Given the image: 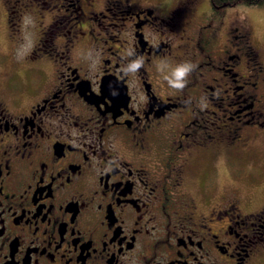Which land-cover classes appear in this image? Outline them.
I'll return each instance as SVG.
<instances>
[{"label": "flooded vegetation", "instance_id": "1", "mask_svg": "<svg viewBox=\"0 0 264 264\" xmlns=\"http://www.w3.org/2000/svg\"><path fill=\"white\" fill-rule=\"evenodd\" d=\"M235 19L220 43L199 0H0V264H264V69ZM164 59L196 65L182 91Z\"/></svg>", "mask_w": 264, "mask_h": 264}, {"label": "rangeland", "instance_id": "2", "mask_svg": "<svg viewBox=\"0 0 264 264\" xmlns=\"http://www.w3.org/2000/svg\"><path fill=\"white\" fill-rule=\"evenodd\" d=\"M199 7L201 11L213 13L211 10L209 0H199ZM215 14V13H213ZM218 15V14H215ZM220 18V27L218 29V41L222 43L225 38L224 32L225 27L233 19L238 20L240 23L246 25L250 31L252 42L255 46L259 48L258 50V59L259 64L263 66L264 69V5L257 4H234L228 6L224 9L221 15H218ZM25 20L29 21L30 17L28 14L24 16ZM34 19V18H33ZM33 25L29 26L28 31L25 33L26 40L29 41L33 39V36L36 34L35 27L36 22L31 19ZM4 26L0 25V43L3 42V39L8 41L6 34L4 33ZM10 43V42H9ZM29 43L25 42L24 49L28 48Z\"/></svg>", "mask_w": 264, "mask_h": 264}, {"label": "clouds", "instance_id": "3", "mask_svg": "<svg viewBox=\"0 0 264 264\" xmlns=\"http://www.w3.org/2000/svg\"><path fill=\"white\" fill-rule=\"evenodd\" d=\"M133 51H128L127 55H133ZM144 60L142 56H138L136 60L129 63L128 72L135 73L143 66ZM158 70L164 73L163 79L167 82L168 86L182 91L188 84V77L195 70L196 65L191 61H184L176 64L174 67L166 60H161L157 65Z\"/></svg>", "mask_w": 264, "mask_h": 264}, {"label": "trees", "instance_id": "4", "mask_svg": "<svg viewBox=\"0 0 264 264\" xmlns=\"http://www.w3.org/2000/svg\"><path fill=\"white\" fill-rule=\"evenodd\" d=\"M213 13L221 15L228 6L236 4L264 5V0H209Z\"/></svg>", "mask_w": 264, "mask_h": 264}]
</instances>
